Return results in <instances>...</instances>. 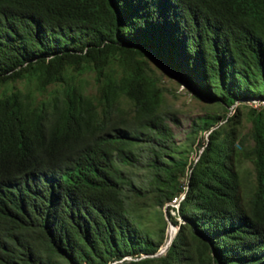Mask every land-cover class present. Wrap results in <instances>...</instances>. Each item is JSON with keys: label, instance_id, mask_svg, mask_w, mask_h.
Masks as SVG:
<instances>
[{"label": "trees", "instance_id": "16d2710c", "mask_svg": "<svg viewBox=\"0 0 264 264\" xmlns=\"http://www.w3.org/2000/svg\"><path fill=\"white\" fill-rule=\"evenodd\" d=\"M148 59L207 103L189 143ZM251 98L264 0H0V264H264V106L226 115Z\"/></svg>", "mask_w": 264, "mask_h": 264}, {"label": "rangeland", "instance_id": "374dc122", "mask_svg": "<svg viewBox=\"0 0 264 264\" xmlns=\"http://www.w3.org/2000/svg\"><path fill=\"white\" fill-rule=\"evenodd\" d=\"M147 61L155 76L158 78L160 84L165 88L163 92L164 104L176 110L179 122L176 124L171 123V128L174 132L173 139L178 144L189 143L190 141L187 139V132L191 128V118L198 114H202L207 108V103L199 98H196L183 83L179 82L166 70L157 66L154 61H152L151 59H148ZM77 78L81 80L87 92L95 91L96 84L93 79L94 73L92 70H84L78 73ZM21 83L22 81H16L15 85L20 87ZM252 99L253 98L247 99L246 101H236L228 106L226 111V115H229L235 112L234 106H238L239 114L237 117V126L242 132H246L250 125L249 120L244 115V110L246 109L248 104H256V102ZM207 132L208 130H202L197 134V137L204 141L208 136ZM201 148L202 145L194 144L191 149L185 151L188 160H195ZM242 165L243 168H245V172L250 173V163L248 161H244ZM170 212L173 214L172 211ZM142 213V221L150 231L156 230L158 226H160V215H163L166 220L165 237L168 236V233H172V236L174 235L177 226L168 219L164 207H148ZM174 216L177 222L181 221L180 217L176 213L174 214ZM153 255L155 254L153 253Z\"/></svg>", "mask_w": 264, "mask_h": 264}, {"label": "built area", "instance_id": "2783aa9c", "mask_svg": "<svg viewBox=\"0 0 264 264\" xmlns=\"http://www.w3.org/2000/svg\"><path fill=\"white\" fill-rule=\"evenodd\" d=\"M252 100H254L256 102V104H254V106H257V105L264 106V99L263 98H253ZM183 195H184V191H181L178 194L172 196L166 202V204H168V205H170L172 207L170 209V211H172L173 213L176 211L177 206H178V202L183 197ZM171 238H172V234L170 235L168 233V236L165 237L163 243L159 246V248L157 249V251L154 254H158V253L164 252V250L166 249L167 245L169 244Z\"/></svg>", "mask_w": 264, "mask_h": 264}]
</instances>
